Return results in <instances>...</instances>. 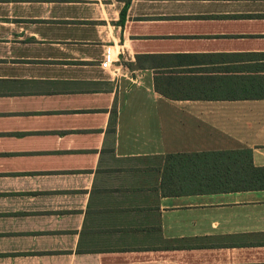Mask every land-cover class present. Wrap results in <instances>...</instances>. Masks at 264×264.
Instances as JSON below:
<instances>
[{
  "label": "crops",
  "instance_id": "obj_1",
  "mask_svg": "<svg viewBox=\"0 0 264 264\" xmlns=\"http://www.w3.org/2000/svg\"><path fill=\"white\" fill-rule=\"evenodd\" d=\"M236 150L227 191L168 162ZM252 167L264 0H0V264H264Z\"/></svg>",
  "mask_w": 264,
  "mask_h": 264
},
{
  "label": "trees",
  "instance_id": "obj_2",
  "mask_svg": "<svg viewBox=\"0 0 264 264\" xmlns=\"http://www.w3.org/2000/svg\"><path fill=\"white\" fill-rule=\"evenodd\" d=\"M125 8L121 11L120 21L123 22ZM168 162L176 163L182 167L178 171L191 170L193 192L201 191H227L236 189L238 184L235 180V170H243L247 165H251L249 150L236 151H210L194 153L192 155H172ZM186 166V168H185ZM253 168V167H252ZM256 172V186L264 188V169L253 168ZM241 172V171H240ZM244 186H250L245 184ZM255 186V184H252ZM255 186V187H256ZM178 189L175 191L177 192Z\"/></svg>",
  "mask_w": 264,
  "mask_h": 264
},
{
  "label": "built area",
  "instance_id": "obj_3",
  "mask_svg": "<svg viewBox=\"0 0 264 264\" xmlns=\"http://www.w3.org/2000/svg\"><path fill=\"white\" fill-rule=\"evenodd\" d=\"M109 64H110L109 59H108V57H106V58L101 62L100 65H101L103 68H107V67H109Z\"/></svg>",
  "mask_w": 264,
  "mask_h": 264
}]
</instances>
